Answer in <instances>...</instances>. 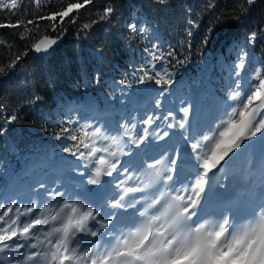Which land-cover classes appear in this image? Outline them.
Listing matches in <instances>:
<instances>
[{
    "label": "snow or ice",
    "instance_id": "1",
    "mask_svg": "<svg viewBox=\"0 0 264 264\" xmlns=\"http://www.w3.org/2000/svg\"><path fill=\"white\" fill-rule=\"evenodd\" d=\"M52 2L48 0V4ZM93 2L60 0L56 11L38 16L37 21L51 23V32L56 35H44L32 44V50H52L65 31L64 24L76 21L77 17L70 14ZM154 2L169 4V0ZM34 3L41 7L40 0ZM254 3L234 0L227 15L240 22ZM216 8V0H208L206 10ZM18 9L19 0H0V11L15 15ZM116 11L115 0H104L92 24L110 19ZM186 12L184 51L164 53L158 42L153 43L145 49L150 59L131 72L137 83L154 81L160 86L161 96L175 81L171 72L155 71L154 62L169 57L175 65H183L193 54L191 37L197 24L192 9ZM22 23L0 27L16 28ZM90 27L83 25L85 29ZM127 28L130 40L143 38L150 31L147 23L135 20ZM211 31L203 37L202 47L207 46ZM258 38L264 39V29L259 36L256 31L250 32L243 45H234L237 59L215 104V114L205 127L184 136L192 164L186 175L178 164L180 150H176V158L165 151L159 159H134L142 145L153 136L164 140L170 135L168 131L156 134L145 127L134 132L135 125L125 120L113 135L106 123L97 122L87 111L81 114L76 110V115L62 122L51 135L64 142L63 152L78 162L71 169L78 174L74 177L78 183H65L58 177L50 187L47 182L37 181L31 198L3 199L0 258L7 259L8 264H264V61L248 72L246 50ZM26 55L27 50L6 67L0 66V74L15 69ZM99 80L97 73V83ZM117 83L123 85L126 81ZM42 99L32 96L24 104L34 106ZM160 103L156 101L157 107ZM180 105L178 112L183 115L179 120L172 111L163 117L174 121L168 128L191 127L193 106L185 101ZM18 119L19 110L4 116L0 135ZM157 119L160 117L148 116L142 123L152 126ZM133 146L136 152L131 150ZM237 161L246 174L242 195L233 194L241 175L227 167ZM217 173H221L219 180ZM213 187L217 196L210 202L207 193Z\"/></svg>",
    "mask_w": 264,
    "mask_h": 264
},
{
    "label": "trees",
    "instance_id": "2",
    "mask_svg": "<svg viewBox=\"0 0 264 264\" xmlns=\"http://www.w3.org/2000/svg\"><path fill=\"white\" fill-rule=\"evenodd\" d=\"M103 3L104 0H94L78 13L74 10L70 15L76 16V21L64 24L62 37L45 56L32 50V44L44 35L56 33L51 32L49 21L36 18L56 11L60 0H53L52 4L40 0V8L34 0H19L15 15L0 11V24L23 21L16 28L0 27V66L6 67L11 59L27 50L15 69L0 74V124L4 116L19 110L18 121L0 135V202L14 197L31 198L37 181L50 185L49 180H56L58 173H76L71 169L78 162L63 152L64 142L51 135L62 122L75 116L76 110H81V114L87 111L97 122L109 117L119 125L136 113L132 96L144 97L146 91L151 105L169 96L177 106L184 101L185 94L200 100L196 91L206 75L211 80L209 88L220 97L230 79L228 69L237 59L234 45H243L250 32L256 31L259 36L264 29V0H255L240 22L227 15L234 0H216L217 8L211 11L206 10L208 0H169L168 6L154 0H115L116 13L108 20L92 24ZM187 8L192 9L197 24L191 37L193 54L183 65H175L169 57L154 62L155 71L167 70L175 81L161 96L159 85L154 81L137 83L131 72L150 59L145 49L153 43L158 42L164 53L172 49L184 51ZM28 20L34 23L28 25ZM133 20L149 25L150 31L143 38L128 39L127 25ZM85 24L91 27L85 29ZM209 29L212 31L208 44L202 47ZM246 50L251 72L264 61V39L258 38ZM121 80L126 83L118 84ZM32 96L43 99L34 106L25 105L24 101Z\"/></svg>",
    "mask_w": 264,
    "mask_h": 264
},
{
    "label": "rangeland",
    "instance_id": "3",
    "mask_svg": "<svg viewBox=\"0 0 264 264\" xmlns=\"http://www.w3.org/2000/svg\"><path fill=\"white\" fill-rule=\"evenodd\" d=\"M49 52L48 53H37L36 52V53L39 55L45 56V55H48ZM230 72H231V69H229V73ZM205 81L206 82L201 85L199 90L196 91L197 93H199L201 95L202 101L197 102V104H196V101L194 100L193 96L185 95L184 101L191 103L193 108H196V114H195V112L192 111V113L189 117V122L191 124V127L187 128V129H180L179 127L172 128V130L175 134L174 136H176V134L179 132L183 133V137L180 139L181 143L177 147V148H180L179 149L180 151L186 150V148H187L186 142L184 140V136L188 135L190 132H196L200 128L205 127L206 124L208 122H210L212 116L215 114L216 101L214 100L213 92L210 89L205 88V86L207 84H209V80L205 79ZM205 98L207 100H205ZM205 101H206V103H205ZM171 102H172L171 98H166V99H163V102L161 103L162 106L160 105L159 107H157L154 105L155 106L154 107V106H149L147 99H145V98L142 99L141 103H142V109L143 110L141 112H139L138 115L132 117V119H131L132 123L135 125V128L133 129V131L139 132V130H141L145 127H149L150 131L155 130L156 134H162L163 131L159 127V124L161 123V120L163 119V117L167 115L168 111L174 112V110H173L174 107L171 105ZM180 106L181 105L179 104L178 108ZM160 110L163 111L161 113V115H159ZM197 111H198V113H197ZM182 115H183L182 113H175V119L179 120ZM148 116L160 117V119L155 120V123L152 126H148V125L142 123V121L147 119ZM105 121H106V119H104V122ZM173 122L174 121L172 120V118H169L166 121L167 124L173 123ZM171 140H172V138H170V137H166L164 140H159V139H156L155 136H153V138L149 142H147L145 145H142L141 147L144 149V151L146 153L145 156L147 159H148V157H155V156H153L154 150L160 151L161 153L167 151V153L169 155L175 157L176 149H175V151L170 149L171 148ZM127 159H128V157H122V160H127ZM65 174H67L65 176L68 177V183L69 184L78 183V180L74 179V177H76L78 175L77 173H71L70 172V173H65ZM217 175H218L217 180H219L220 179L219 174H217ZM51 186H52V184H51ZM10 255H15V254L11 253ZM0 263L1 264H8V260L4 259V258H0Z\"/></svg>",
    "mask_w": 264,
    "mask_h": 264
},
{
    "label": "bare ground",
    "instance_id": "4",
    "mask_svg": "<svg viewBox=\"0 0 264 264\" xmlns=\"http://www.w3.org/2000/svg\"><path fill=\"white\" fill-rule=\"evenodd\" d=\"M182 152H185V154L187 155L186 157H188V159L191 158L190 155H189V148H188V147L186 148V150H184V151H182ZM227 167H228L229 169H231V168H230V164H229ZM231 170H232V169H231ZM220 176H221V173H219V178H220ZM252 178L255 179V178H256L255 175H253Z\"/></svg>",
    "mask_w": 264,
    "mask_h": 264
}]
</instances>
